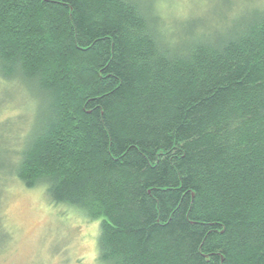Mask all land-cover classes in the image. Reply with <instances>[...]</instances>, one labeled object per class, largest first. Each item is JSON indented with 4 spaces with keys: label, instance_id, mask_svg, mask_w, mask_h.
<instances>
[{
    "label": "trees",
    "instance_id": "trees-1",
    "mask_svg": "<svg viewBox=\"0 0 264 264\" xmlns=\"http://www.w3.org/2000/svg\"><path fill=\"white\" fill-rule=\"evenodd\" d=\"M152 2L0 0V79L44 101L13 176L102 264H264V7L168 41Z\"/></svg>",
    "mask_w": 264,
    "mask_h": 264
},
{
    "label": "rangeland",
    "instance_id": "rangeland-1",
    "mask_svg": "<svg viewBox=\"0 0 264 264\" xmlns=\"http://www.w3.org/2000/svg\"><path fill=\"white\" fill-rule=\"evenodd\" d=\"M263 7L264 0L152 2L168 41L182 39L189 22L203 37L226 32ZM43 104L18 80L0 79V264H102L99 221L51 202L44 186L26 188L13 176L26 136L38 129Z\"/></svg>",
    "mask_w": 264,
    "mask_h": 264
}]
</instances>
